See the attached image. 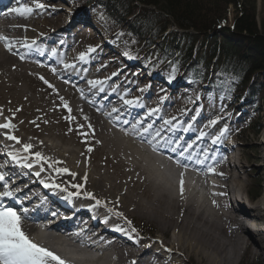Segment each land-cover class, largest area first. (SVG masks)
Here are the masks:
<instances>
[{
	"label": "bare ground",
	"instance_id": "bare-ground-1",
	"mask_svg": "<svg viewBox=\"0 0 264 264\" xmlns=\"http://www.w3.org/2000/svg\"><path fill=\"white\" fill-rule=\"evenodd\" d=\"M21 5L27 6L26 1L0 0V36L5 37L0 40V124L14 125L0 128V173L15 191V199L3 198L0 203L28 210L22 215L26 217L22 230L29 238L67 264H179L177 259L186 255L199 264H235L242 249L243 255L248 253L256 242L238 216L257 217L260 203L246 210L240 202L247 192L246 180L237 177L226 182L224 144L220 140L213 144L216 136L209 131L200 138L188 122L168 119L165 107L157 102L147 105L138 90L124 94L111 89L103 76L87 70L88 57L69 58L66 52L56 51L69 46L61 38L70 32L72 21L56 27L58 21L53 19L39 21V15L9 11ZM43 58L48 59L46 63ZM92 81L100 83L93 86ZM124 100L133 103L126 105ZM166 120L171 123L166 125ZM9 135L19 143L7 139ZM23 144L33 147L25 153ZM169 148L177 153L188 151L178 156V163ZM36 152L47 157L48 163H36ZM9 153L21 159L27 156L32 168L13 161ZM212 155L217 157L211 159ZM189 156L200 159L202 167L186 166L184 159L191 160ZM236 162L231 157L228 165ZM56 168L68 172L58 173ZM181 174L196 178L192 186L183 183L182 195L180 182L174 184L169 178ZM207 177L215 184H208ZM45 183L59 188L45 187ZM198 185L215 191L200 201L197 193L185 194ZM86 192L92 197L85 196ZM24 195L28 204L42 202L35 209L38 214L23 204ZM48 212L56 215L51 218L53 227L38 233L31 218ZM142 221L149 225L146 239L133 233L141 231L138 222ZM77 225L84 240L69 235ZM97 225L102 226L101 234H96ZM55 227L66 229L65 234ZM260 232L264 239V229Z\"/></svg>",
	"mask_w": 264,
	"mask_h": 264
},
{
	"label": "rangeland",
	"instance_id": "rangeland-1",
	"mask_svg": "<svg viewBox=\"0 0 264 264\" xmlns=\"http://www.w3.org/2000/svg\"><path fill=\"white\" fill-rule=\"evenodd\" d=\"M28 7L33 9L32 15H39V21L43 20H55L58 21L56 27L61 25H69L72 21V26H69V33L65 36H62L61 40L63 43L69 45L67 48L62 47L61 49H56L59 53H65L67 57L80 56L82 53L85 54L89 59V65L87 70L92 72L91 74H97L99 76H103L108 83H110L111 89H119L124 94L133 93L135 90L139 92V98L145 100L147 105H152L157 102L160 108L165 107V111H167V118L172 119L175 118L179 120L180 123L188 122V126L197 130V135H200L201 132L206 134L207 131L211 132L213 136H218L221 133V130H226L224 135L221 136L220 141L223 143H231L232 149L236 152L239 160L241 173L246 179L247 192H251L253 186L258 184V196L257 198L250 201V206L259 204L260 210L257 212V217L254 218V224L257 229H264V101L261 103L262 108L260 109L259 116L254 117L250 116L248 120L241 119L240 124L237 123L238 119L234 117V114H226V116H222L217 118L216 124H210V112L216 113L218 115L223 113L219 107L214 106L213 101L214 97L205 96V102L202 105V102L192 103V97H185L192 95L194 93L193 89L181 88L179 90L180 93H177L178 88H175L173 78L174 76L170 75L171 71L168 69L165 70L166 80L163 86L158 83V81H152V77H150V72L147 71V75L145 73L143 75H132V68H138L141 61L145 58H149L147 61V67L151 64L150 69L152 71H159L157 68V63L163 59L160 57L159 49H157V45L162 41H155V43L148 45L149 43L146 40L135 38L133 34L127 33L126 29H123L121 37L117 40V35L119 31L122 29L120 24L115 21L114 17L109 14L107 7L100 0H25ZM88 1V3H86ZM159 1V0H158ZM43 4L44 7L42 9L36 7V3ZM114 3V2H113ZM122 1L119 2L120 6L122 5ZM159 4H162V1H159ZM132 6L139 7V4L135 3ZM131 6V7H132ZM244 6L247 8L249 6L252 7L250 9L254 10V18L256 22L259 24L264 23V0H238V2L233 5H229L226 8V19L224 21L225 24L219 25L220 27H231V22L236 16V10L239 11L240 8ZM122 7V6H121ZM134 8V7H132ZM237 8V9H234ZM56 18H59L57 20ZM128 21V20H124ZM46 24H42L45 26ZM114 27H113V26ZM209 25V24H208ZM210 26V25H209ZM96 28V30H95ZM219 28V27H218ZM218 28L216 30H218ZM234 33V32H233ZM232 32H228L225 34L226 38H229L230 35H233ZM178 34H180L175 28H168L164 31L160 38L167 39L166 44L170 43V40L175 37V41L179 38ZM214 31H210L208 33L209 36L214 35ZM178 37H176V36ZM219 36V35H218ZM102 38H109L111 44L114 45L118 54L124 55H132L136 56L137 63L134 66L135 62H130L131 64H123V61H120L116 58V51L111 49L108 53L104 54L105 50L109 48V41H102ZM239 38V37H237ZM74 40V42H73ZM76 45H75V44ZM130 43H137L140 45V50L129 49L127 51ZM112 45V46H113ZM148 46L149 49H146ZM89 48L94 49V51H88ZM55 49V47H54ZM157 53L156 57L153 55ZM176 50L171 57L174 59ZM141 60V61H140ZM166 61V60H165ZM169 61V60H167ZM168 63V62H164ZM116 73V75H113ZM181 76H176L179 78ZM253 82L260 83L262 79L256 78L253 76ZM162 79H160L161 81ZM250 83L252 79H250ZM156 84V85H155ZM167 85V86H166ZM127 88H126V87ZM146 91H141V89L146 88ZM178 87V85H177ZM171 89H174L171 91ZM207 93V91L205 92ZM135 94V93H134ZM152 95H155L156 98L152 99ZM161 95L160 101L158 99ZM163 97V99H162ZM250 105V101H244L243 103H239L237 106L246 110V108ZM223 118L222 120H219ZM253 120V121H252ZM250 124L253 126V130H250ZM259 128V133L255 134L253 131L256 128ZM228 147V146H227ZM214 155L212 156V158ZM224 164L226 168H229L227 165V161L224 159ZM193 176V174H192ZM207 179L211 182V180L207 177ZM229 180V179H227ZM226 180V182H227ZM200 185L197 186L196 191L198 194L196 195L198 200H202L206 196H209L207 190H200ZM200 190V191H199ZM242 190V189H241ZM233 198H231L232 200ZM263 200V203L260 201ZM243 201V199H242ZM245 202V201H243ZM242 202V206H243ZM252 209V207H250ZM239 221V218H238ZM140 228H142L143 238H148V228L149 225L146 222H138ZM259 227V228H258ZM133 232V231H132ZM138 237L140 236L138 233L133 232ZM262 233V232H261ZM155 237V235H154ZM252 241L253 238H251ZM264 241V240H263ZM251 242V241H249ZM257 244V241H254ZM251 244V243H250ZM251 245V249L243 255L242 252L239 254L237 262L235 264H240L241 262H245L247 264L250 261L257 258L256 249ZM179 264H199L196 258L189 256L179 257L177 259Z\"/></svg>",
	"mask_w": 264,
	"mask_h": 264
},
{
	"label": "trees",
	"instance_id": "trees-1",
	"mask_svg": "<svg viewBox=\"0 0 264 264\" xmlns=\"http://www.w3.org/2000/svg\"><path fill=\"white\" fill-rule=\"evenodd\" d=\"M100 1L122 28L116 37L120 38L125 28L127 33L146 40L148 45L162 41L156 47L163 59L156 66L164 74L166 69L171 71L170 75L174 76L173 80L178 79L180 89H193V94L207 91L204 97L215 96L214 102L226 112L236 110L239 102L250 101L246 110L242 109L243 116H247V120L250 116H259L264 101V23L258 25L252 7L242 6L236 10L230 29L219 25L225 24L226 8L238 0H161V5L160 0ZM135 3L139 4L138 8L132 6ZM170 27L180 34L177 41L173 37L166 44L168 38L161 39L160 36ZM210 31L215 34L209 36ZM228 32L234 33L226 38ZM175 50L177 53L171 59ZM153 55L156 57L157 53L153 52ZM164 62H168L166 66ZM253 76L262 81L253 82ZM249 128L254 129L251 124ZM259 131L257 127L253 133ZM249 195L252 199L257 198L258 184ZM249 264L261 263L255 258Z\"/></svg>",
	"mask_w": 264,
	"mask_h": 264
},
{
	"label": "snow or ice",
	"instance_id": "snow-or-ice-1",
	"mask_svg": "<svg viewBox=\"0 0 264 264\" xmlns=\"http://www.w3.org/2000/svg\"><path fill=\"white\" fill-rule=\"evenodd\" d=\"M36 7L42 9L44 7L43 4L36 3ZM11 13H16L18 15L24 16L27 14L32 13L33 9L31 7L21 5L20 7H14L9 9ZM5 39V37L0 36V40ZM34 43V42H33ZM8 45H6L7 47ZM88 51H94V49L89 48ZM85 58V54H81L79 59L83 60ZM65 67H69V65H65ZM55 71V70H53ZM113 75H116V73H113ZM95 86V84L100 83L99 81H92L90 82ZM147 86L144 89H141V91H146ZM163 99V97H162ZM124 103L126 105H131L133 101L131 100H124ZM113 111H117V109H113ZM151 112L157 111V109L150 110ZM127 123V121L125 122ZM140 122H137L139 124ZM166 125L170 124L171 121L166 120L164 121ZM216 120H212L210 124H216ZM137 124H134L132 127L135 129L137 127ZM14 125L10 123L0 124V128H13ZM151 125H149V128ZM148 128H144V132H148ZM187 131L188 129H184ZM226 130H221L220 135L213 138V144L218 143L221 136L224 135ZM157 137L161 135L160 131H157L155 134ZM205 134L203 132L200 133V136H204ZM7 139L9 140H15L17 143H19V140L15 136H7ZM199 139V137H198ZM150 144H152V141H149ZM178 143V142H176ZM33 146L31 144H23L22 148L25 153H28L29 150ZM191 145H188V148H190ZM188 148H185L183 152L180 153L181 156H183L184 152L188 151ZM91 149H89L90 151ZM153 150H156L155 145H153ZM172 151H176L175 148L172 149ZM9 156L13 161H19L24 168H32L33 164L27 162L28 157L25 156L22 159L18 157L15 154L9 153ZM191 159V156L188 157ZM34 160L36 163H39L41 161H44L45 163H48V158L44 157L40 152L34 153ZM179 163V161H177ZM49 167H52V164H48ZM56 172L58 173H66L68 172V169L66 168H56ZM41 171H43V168H41ZM209 171H214V169L209 168ZM36 176L40 175V172L35 173ZM74 176L75 174L72 173ZM0 182L2 183L3 191H0V200L3 198H9V199H15V191H13L9 184L5 182V175L0 173ZM43 183V181H42ZM183 174H181V180H180V192L181 195L183 194ZM45 187H52V188H59V185L57 184H44ZM74 188L82 187V185H73ZM16 191H19L17 189ZM61 191H66V189H61ZM78 193H70L69 195H76ZM87 197H92L91 193H84ZM16 203H21L18 199H16ZM100 201H97V204H99ZM215 203V201H213ZM23 213H27V209L24 208ZM111 211V209L109 210ZM117 215H120L117 213ZM25 216L21 215V212L18 211L14 206L11 205H5L3 203H0V264H67V262L63 259H61L59 256H57L55 253L49 251L48 249L38 245L37 243L33 242L29 236L22 230V221L25 219ZM135 231V229H133Z\"/></svg>",
	"mask_w": 264,
	"mask_h": 264
}]
</instances>
